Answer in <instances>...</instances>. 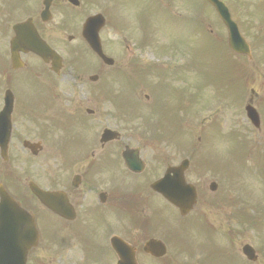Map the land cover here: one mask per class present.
Wrapping results in <instances>:
<instances>
[{
    "label": "flooded vegetation",
    "instance_id": "af4514ba",
    "mask_svg": "<svg viewBox=\"0 0 264 264\" xmlns=\"http://www.w3.org/2000/svg\"><path fill=\"white\" fill-rule=\"evenodd\" d=\"M102 3L0 0V112L6 101H11L10 118L0 120V186L32 217L38 234L35 246L25 255H16L8 236L20 232L23 224L15 213L1 214L8 221L0 223V234L5 236L0 239L4 243L0 245V264H96V250L107 236V242L119 236L138 253L147 240L163 231L159 221L164 201L149 188L163 175L160 169L165 164L157 140L127 135L125 142L121 138L103 145L96 141V123L115 120L101 100L106 86H97L96 79L92 82L96 56L84 40V26L91 17H95L93 31L96 15L104 18L100 38L104 36L101 32L116 25L112 20L115 12ZM25 22L56 55L43 60L16 51L21 69L12 70L13 27ZM121 39L131 60L135 54L126 38ZM81 91L89 94L91 106L84 108V101L78 99ZM260 99L253 95L247 102L258 104L254 108L262 120L264 99ZM226 107L223 111L228 119ZM126 148L138 149L145 166L144 157L149 154L153 173L126 171L121 159ZM54 156L65 158L56 170L52 167ZM34 186L62 193L54 206L62 212L61 217L39 202L31 191ZM112 257L111 261L117 260L114 254Z\"/></svg>",
    "mask_w": 264,
    "mask_h": 264
},
{
    "label": "rangeland",
    "instance_id": "374dc122",
    "mask_svg": "<svg viewBox=\"0 0 264 264\" xmlns=\"http://www.w3.org/2000/svg\"><path fill=\"white\" fill-rule=\"evenodd\" d=\"M132 1V0H131ZM133 1H140V0H133ZM174 0H170L171 4L173 5ZM177 1V0H175ZM189 1L191 2V6H189ZM230 8L233 9V15L236 20L241 21H250L252 22L254 20L253 13L254 9H249V12H247V9L243 10H235V2L233 0H224ZM240 1V0H239ZM258 2H263V0H242L241 3L245 5H254ZM187 7V14L186 16H183L181 18L178 17H171L172 15L165 10L160 11L156 16L151 17V14L147 13L145 15H139L136 14L134 8L130 10H124L123 12V19L122 23L125 26L132 27L135 24L143 25L145 27L144 33L140 35L139 37H142L143 41L145 40L150 42H158L159 39H164V43L166 44L168 40H172V38L175 39V45L177 49L179 50L180 54L183 56H188L189 51L191 50L192 55L195 58V67L197 69V78H196V86L198 90V97L195 100L196 105H202L208 103V98L214 99L218 98L220 99L219 102L222 101L223 94H226V92L223 90V75L224 71L226 69V64L224 61V58L226 57V52L224 51V48L220 44L219 40L214 37V35L208 34L205 29V22L209 21L212 16L214 17L213 11L209 6L204 4L202 0H187V3L184 4ZM260 16H257L256 19L258 20ZM211 23L214 26V29H216V23L211 20ZM254 23V22H253ZM253 23L250 24L253 26ZM195 29V35L189 37L188 31ZM212 28V27H211ZM136 33H138L134 27L131 28ZM210 29V28H209ZM212 31L213 28H212ZM219 33H222L221 30L218 31ZM116 37L112 33L108 32V37L112 38ZM168 39V40H167ZM159 46H162V43H159ZM152 49H146L143 54V58L147 59L151 54L156 55L154 59H150L151 62L165 64V65H176L177 62L174 60L172 56H169L170 60L168 61H161V56H157L158 54L164 55L166 58V54L163 53H156L157 47H151ZM183 56L180 57V63L181 65H176L177 69L182 66H185V68L188 65V60L185 61L183 59ZM190 67V66H189ZM195 67L193 70V73L195 74ZM211 70V74H205ZM191 71V67H190ZM264 71V70H263ZM179 74H184L183 71H179ZM210 79H209V78ZM190 79L193 80V75H191ZM212 81V84L218 83V90L213 88L212 90H209L208 87H206L207 83L209 81ZM257 83V82H256ZM259 83L264 84V75H261L259 77ZM208 84H211L210 82ZM211 84V85H212ZM165 99V97H164ZM167 106H172L175 101L173 99H167ZM181 107L179 108L178 112L176 113V116L178 118L179 124L176 125V135L182 142L185 139V134L187 132V125L186 122L188 120V117L193 113V110H187L185 109L183 104H181ZM161 111V110H160ZM159 111V113H160ZM198 111V109H197ZM211 113L210 110H201V112L198 113L196 118V123L194 125L195 135L193 136V147L196 148L197 151L202 150L206 154L205 162L206 164L212 169L217 170L219 169L222 173H226L227 176V188H228V203L231 205V201L234 203L235 196L238 197V193L240 196H243L245 198H250L246 201L245 204L252 205V198L254 199H260L261 194L258 192L262 185L259 180H256V183L254 185L253 180L255 179L253 174H250L249 169L243 167V164L249 163L250 157L248 160L244 159V154L242 153H236L232 151V148H240L237 144L225 143L222 140V137L220 134H218V128L213 127L211 131H213L214 135H211L210 137H207L203 135V129L204 126H202V121L204 118H206ZM165 130V129H164ZM195 143V144H194ZM232 145V146H231ZM171 154H175V152H170ZM53 168L58 166L59 161L58 158H53ZM257 200V201H258ZM258 202H256L257 204ZM245 212L250 215L252 212L249 208L244 207ZM237 212V210H236ZM235 212V213H236ZM230 209H221L219 213L213 215L210 219V221L215 225L216 227H219L220 230H223V232H226L230 228L233 227V229H238L237 226L234 225L233 221L229 220ZM241 217V221L243 224H246L245 222L247 220H251L252 217H248L244 212L239 213ZM227 217V220H226ZM252 221V220H251ZM222 232V233H223ZM243 244H250L257 252L258 255H260V261L256 264H264V251H261L260 249V240L257 236V232L252 233L250 231H247V233H243L242 235H238V237L234 238L233 240V249L236 251V254L239 258H241L240 254V248ZM210 251L208 253H205L204 257L207 262L210 264H243L240 262L236 256L231 251V248L228 247L227 249H220L217 247L216 242L214 241L210 246ZM242 259V258H241Z\"/></svg>",
    "mask_w": 264,
    "mask_h": 264
},
{
    "label": "water",
    "instance_id": "95a60500",
    "mask_svg": "<svg viewBox=\"0 0 264 264\" xmlns=\"http://www.w3.org/2000/svg\"><path fill=\"white\" fill-rule=\"evenodd\" d=\"M208 1L215 7V9H216L218 15L220 16V18L222 19V21L224 23H226V25L228 26V29L230 31V33H229V46L235 51H238L239 47L244 48L245 46L243 44V41L238 36L234 25L230 22L227 11L223 7V5L221 3H219L217 0H208ZM39 197H41V196H39ZM170 200L173 201V198H170ZM0 211L3 212L4 210L1 209ZM245 253L246 254L248 253L247 249L245 250Z\"/></svg>",
    "mask_w": 264,
    "mask_h": 264
}]
</instances>
